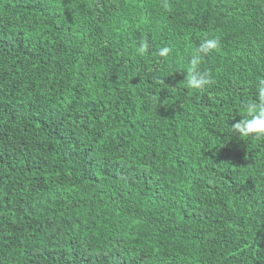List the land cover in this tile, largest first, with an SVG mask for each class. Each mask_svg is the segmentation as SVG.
I'll return each mask as SVG.
<instances>
[{
    "label": "trees",
    "instance_id": "16d2710c",
    "mask_svg": "<svg viewBox=\"0 0 264 264\" xmlns=\"http://www.w3.org/2000/svg\"><path fill=\"white\" fill-rule=\"evenodd\" d=\"M163 2L0 0V264H264V0Z\"/></svg>",
    "mask_w": 264,
    "mask_h": 264
},
{
    "label": "clouds",
    "instance_id": "9594fccd",
    "mask_svg": "<svg viewBox=\"0 0 264 264\" xmlns=\"http://www.w3.org/2000/svg\"><path fill=\"white\" fill-rule=\"evenodd\" d=\"M163 8L169 9L167 0L163 2ZM146 40L139 43L135 48V54L144 56L147 52ZM221 51L219 37L205 38L203 42L191 52L190 60L186 68V86L192 90L203 91L206 87L215 83L210 71H200L203 57L212 52ZM172 52L170 47H161L156 53L159 57L167 58ZM243 118L229 127L230 131L239 135L242 139H255L264 142V77L258 78L256 84V98L241 103Z\"/></svg>",
    "mask_w": 264,
    "mask_h": 264
}]
</instances>
